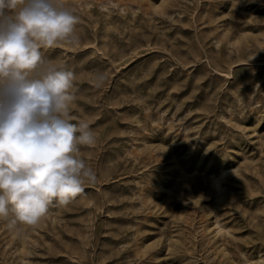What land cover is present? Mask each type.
Instances as JSON below:
<instances>
[{"label":"rangeland","instance_id":"rangeland-1","mask_svg":"<svg viewBox=\"0 0 264 264\" xmlns=\"http://www.w3.org/2000/svg\"><path fill=\"white\" fill-rule=\"evenodd\" d=\"M79 156L95 175L0 264H264V0H61Z\"/></svg>","mask_w":264,"mask_h":264},{"label":"clouds","instance_id":"clouds-1","mask_svg":"<svg viewBox=\"0 0 264 264\" xmlns=\"http://www.w3.org/2000/svg\"><path fill=\"white\" fill-rule=\"evenodd\" d=\"M78 24L61 0H0V219L12 227L36 226L96 180L79 156L94 132L70 114L74 73L42 53L77 43Z\"/></svg>","mask_w":264,"mask_h":264}]
</instances>
